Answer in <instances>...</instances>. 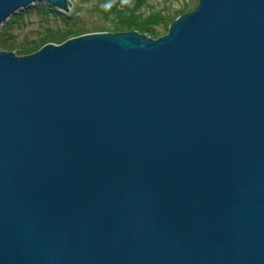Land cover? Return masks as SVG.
<instances>
[{"label": "water", "instance_id": "1", "mask_svg": "<svg viewBox=\"0 0 264 264\" xmlns=\"http://www.w3.org/2000/svg\"><path fill=\"white\" fill-rule=\"evenodd\" d=\"M0 264H264V0L0 48Z\"/></svg>", "mask_w": 264, "mask_h": 264}, {"label": "rangeland", "instance_id": "2", "mask_svg": "<svg viewBox=\"0 0 264 264\" xmlns=\"http://www.w3.org/2000/svg\"><path fill=\"white\" fill-rule=\"evenodd\" d=\"M69 8L64 11L69 13V18L61 19L52 11H42L36 7H31L26 11H22L17 18L9 16L0 21V48L11 49L15 53H23L18 50L22 46H26L36 39L38 33L45 28H63L71 25L84 29L95 30L109 24L110 17H114V9L107 13H103L100 8V0H70ZM123 4L138 6L139 13L145 14L150 11L171 12L182 8L183 11L191 9L196 0H121ZM182 11V12H183ZM157 32L162 34L165 32V26L158 24ZM97 30V29H96Z\"/></svg>", "mask_w": 264, "mask_h": 264}, {"label": "trees", "instance_id": "3", "mask_svg": "<svg viewBox=\"0 0 264 264\" xmlns=\"http://www.w3.org/2000/svg\"><path fill=\"white\" fill-rule=\"evenodd\" d=\"M140 0H137V2ZM101 11L105 14L112 9H114V17L109 19L110 23L102 28H95V30H107V31H119V30H130L135 29L139 33H143L147 37H157L164 34L167 31L168 24L171 22L173 17L182 12L183 9L180 7L176 11L171 12H156L150 11L145 14L139 13L138 6L123 4L121 0H100ZM31 7H36L42 11H52L54 14L58 15L61 19L65 20L69 18V13L59 10L54 6H50L46 2H33L32 4L18 9L9 16V20L12 16L17 18L22 11H26ZM67 23V22H66ZM158 24H163L165 26V32L162 34L157 32L156 26ZM90 31L89 29H84L80 27H74L71 25L64 26L63 28H45L40 31L35 40L27 44L26 46L20 47L18 50H23V53L33 51L43 42L52 40L54 42H61L68 36L77 35L79 33ZM2 45L0 44V47Z\"/></svg>", "mask_w": 264, "mask_h": 264}, {"label": "bare ground", "instance_id": "4", "mask_svg": "<svg viewBox=\"0 0 264 264\" xmlns=\"http://www.w3.org/2000/svg\"><path fill=\"white\" fill-rule=\"evenodd\" d=\"M135 30V29H134Z\"/></svg>", "mask_w": 264, "mask_h": 264}]
</instances>
